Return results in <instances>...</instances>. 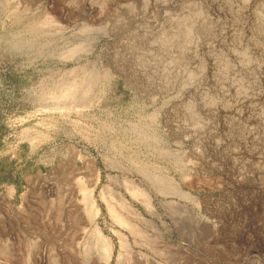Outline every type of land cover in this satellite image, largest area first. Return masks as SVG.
<instances>
[{
    "label": "rangeland",
    "instance_id": "374dc122",
    "mask_svg": "<svg viewBox=\"0 0 264 264\" xmlns=\"http://www.w3.org/2000/svg\"><path fill=\"white\" fill-rule=\"evenodd\" d=\"M96 229L264 264V0H0V264H103Z\"/></svg>",
    "mask_w": 264,
    "mask_h": 264
},
{
    "label": "bare ground",
    "instance_id": "6f19581e",
    "mask_svg": "<svg viewBox=\"0 0 264 264\" xmlns=\"http://www.w3.org/2000/svg\"><path fill=\"white\" fill-rule=\"evenodd\" d=\"M64 95L65 96H69V94H67V93H65ZM128 195L131 198V200H133V201L141 200L143 203H145L147 209H151L150 208L151 207L150 200H149L148 196H146V194L142 190H140V189H138L137 187H134V186L128 187ZM85 199L87 200L88 205L90 204V206H92L91 208L94 209L93 208V205H91V196L89 194H86L85 195ZM92 220L93 219H90L91 222H92ZM129 229H130L131 232H134V229L133 228H129ZM95 233H96V236H97L98 241L102 245L100 251L102 253H104L103 254V257H102V260H103L102 262H104L103 264H107V262L109 260V252H110L109 251V246L107 244L106 239L104 237H102V235L97 231V229L95 230Z\"/></svg>",
    "mask_w": 264,
    "mask_h": 264
}]
</instances>
